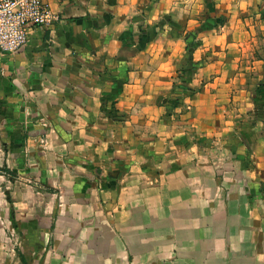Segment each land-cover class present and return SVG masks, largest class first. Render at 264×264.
<instances>
[{"label": "crops", "instance_id": "obj_1", "mask_svg": "<svg viewBox=\"0 0 264 264\" xmlns=\"http://www.w3.org/2000/svg\"><path fill=\"white\" fill-rule=\"evenodd\" d=\"M47 1L0 51V264H264V0Z\"/></svg>", "mask_w": 264, "mask_h": 264}, {"label": "built area", "instance_id": "obj_2", "mask_svg": "<svg viewBox=\"0 0 264 264\" xmlns=\"http://www.w3.org/2000/svg\"><path fill=\"white\" fill-rule=\"evenodd\" d=\"M60 20L47 0H0V51H21L31 27L51 28Z\"/></svg>", "mask_w": 264, "mask_h": 264}, {"label": "rangeland", "instance_id": "obj_3", "mask_svg": "<svg viewBox=\"0 0 264 264\" xmlns=\"http://www.w3.org/2000/svg\"><path fill=\"white\" fill-rule=\"evenodd\" d=\"M146 33L145 32H143L142 30H140L139 32H137V33H135V38L136 39H138L139 41H140V43H143V41L145 40L144 38H143V36L145 37H147V34L145 35ZM148 36H153V32H151V30H150V32H149V34H148ZM188 57V56H187ZM186 60H188V59H186Z\"/></svg>", "mask_w": 264, "mask_h": 264}]
</instances>
